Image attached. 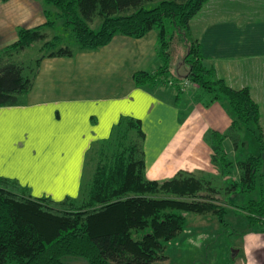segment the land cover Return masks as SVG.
<instances>
[{
  "label": "trees",
  "instance_id": "trees-1",
  "mask_svg": "<svg viewBox=\"0 0 264 264\" xmlns=\"http://www.w3.org/2000/svg\"><path fill=\"white\" fill-rule=\"evenodd\" d=\"M207 1L41 0L47 22L19 28L17 40L0 50V106L15 105L19 95L30 90L44 56L72 55V49L64 46L67 40L81 50H95L117 34L140 38L156 30L157 54L163 66L154 73L134 74L137 85L156 86L168 74L170 48L179 36L186 44V78L200 89L195 99L205 95L206 104L220 101L232 117L227 132L211 131L207 138L213 149L212 163L222 176H230L234 165L241 172L224 189L231 194L257 193V198L250 197L242 205L229 206L245 213L247 228L242 233H264L261 111L249 88H231L214 67L203 64L200 44L190 36V21ZM47 6L64 19L65 34L47 39L44 30L54 25ZM96 18L101 23L94 29L91 23ZM37 41L42 42L40 56L31 62L14 58ZM242 134L249 141L248 152L234 163L225 151V141L230 140L237 149L245 143ZM143 138L140 121L122 117L108 139L93 144L86 159L95 152L97 161L88 181L84 170L75 202L33 198L0 178V264H66L65 257L84 258L88 264H153L167 259L166 244L185 227L186 213L210 211L225 228L228 209L209 195L203 196L206 190L217 191L203 177L181 171L163 181L146 178Z\"/></svg>",
  "mask_w": 264,
  "mask_h": 264
},
{
  "label": "crops",
  "instance_id": "crops-1",
  "mask_svg": "<svg viewBox=\"0 0 264 264\" xmlns=\"http://www.w3.org/2000/svg\"><path fill=\"white\" fill-rule=\"evenodd\" d=\"M46 9L54 21L44 30L52 33L50 39L64 19L54 7ZM46 22L41 0H0V50L17 40L19 28ZM100 23L95 19L91 27ZM190 36L199 42L205 66L214 67L231 88H249L264 130V0H208L190 21ZM65 45L72 55L44 56L30 90L15 105L0 106V178L33 198L77 201L87 152L108 139L122 117L141 123L147 179L217 172L207 138L211 131L227 132L232 117L220 101L195 99L199 88L187 92L169 85L182 78L169 76L174 55L179 52L183 61L186 53L179 36L170 48L168 74L156 86L134 80L136 72L154 73L163 66L156 30L140 38L117 34L95 50H81L73 40ZM262 174L264 190V161ZM235 254L233 264H264V233H243Z\"/></svg>",
  "mask_w": 264,
  "mask_h": 264
},
{
  "label": "rangeland",
  "instance_id": "rangeland-1",
  "mask_svg": "<svg viewBox=\"0 0 264 264\" xmlns=\"http://www.w3.org/2000/svg\"><path fill=\"white\" fill-rule=\"evenodd\" d=\"M97 19L98 18H96V20ZM58 31L60 34H65L64 26L62 25ZM51 35L52 33L47 36V39ZM41 44V41L35 42L26 50L16 54L14 58L20 62L33 61L36 57L40 56L38 48ZM179 46H181V44L176 43L175 47L179 48ZM178 53L174 55L172 72L169 74L171 78L184 76L185 65L183 64L182 57L178 56ZM181 68L182 71L180 70ZM177 70H179V72H177ZM192 85L193 84L187 87V92L197 89V86ZM241 140H244L245 143L238 145L237 149H234V145L230 140L225 141V151L234 163L235 160L244 158L248 152L247 145L249 141L244 134H242ZM96 155L97 153L90 152L86 159L85 179L87 181L90 179L95 167L97 161ZM195 173L197 176L204 178L207 183L206 185H211L216 188V192L204 191L203 196L209 195L217 204L226 206L228 209L226 220L229 224L225 226V228L221 226L217 217L210 211H205L203 213H186L187 223L185 227L177 234L176 238L170 240L166 244L164 254L169 260L166 259L164 263H161L233 264L235 262V252L240 246L242 232L247 228V222L245 220V213L240 209L229 206V204L242 205L250 197L257 198V193L241 195L238 193L231 194L229 191H225L224 188L228 182L239 179L241 172L236 165L233 166L232 172L228 177H223L218 168L216 173H210L215 176L214 178H210L207 173L204 172L198 171ZM64 262L66 264H88L84 258L80 257H65Z\"/></svg>",
  "mask_w": 264,
  "mask_h": 264
},
{
  "label": "built area",
  "instance_id": "built-area-1",
  "mask_svg": "<svg viewBox=\"0 0 264 264\" xmlns=\"http://www.w3.org/2000/svg\"><path fill=\"white\" fill-rule=\"evenodd\" d=\"M170 85H174L176 84L177 87L180 89V90H185L187 87H189L192 83L189 81L188 78H185L183 80H180V81H177L176 83L173 82L172 80H169L168 82Z\"/></svg>",
  "mask_w": 264,
  "mask_h": 264
},
{
  "label": "water",
  "instance_id": "water-1",
  "mask_svg": "<svg viewBox=\"0 0 264 264\" xmlns=\"http://www.w3.org/2000/svg\"><path fill=\"white\" fill-rule=\"evenodd\" d=\"M186 77H182L181 80L185 79Z\"/></svg>",
  "mask_w": 264,
  "mask_h": 264
}]
</instances>
